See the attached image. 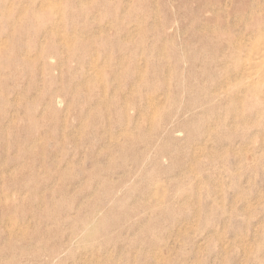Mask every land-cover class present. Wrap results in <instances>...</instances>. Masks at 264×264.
I'll list each match as a JSON object with an SVG mask.
<instances>
[{
	"label": "rangeland",
	"instance_id": "rangeland-1",
	"mask_svg": "<svg viewBox=\"0 0 264 264\" xmlns=\"http://www.w3.org/2000/svg\"><path fill=\"white\" fill-rule=\"evenodd\" d=\"M0 264H264V0H0Z\"/></svg>",
	"mask_w": 264,
	"mask_h": 264
}]
</instances>
